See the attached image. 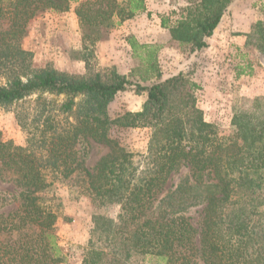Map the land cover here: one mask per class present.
<instances>
[{
  "label": "trees",
  "instance_id": "1",
  "mask_svg": "<svg viewBox=\"0 0 264 264\" xmlns=\"http://www.w3.org/2000/svg\"><path fill=\"white\" fill-rule=\"evenodd\" d=\"M232 1L188 0L161 28L169 43L200 52ZM68 3L0 0V108L15 106L25 135L20 146L0 137V183L14 188L0 191V264L63 263L58 187L94 210L80 264H264V97L235 107L229 128L219 130L198 107L191 74L161 81L158 48L134 37L126 39L137 61L128 76L114 68L88 77L36 70L23 48L28 23L66 12ZM145 11L144 0L80 3L81 45ZM244 38L245 49L264 55V11ZM127 88L145 96L140 111L111 118L108 106ZM114 126L150 130L146 169L111 139ZM90 142L108 149L93 169L85 163ZM110 206L119 208L116 219L98 213ZM193 208L201 209L196 224L186 216Z\"/></svg>",
  "mask_w": 264,
  "mask_h": 264
},
{
  "label": "rangeland",
  "instance_id": "2",
  "mask_svg": "<svg viewBox=\"0 0 264 264\" xmlns=\"http://www.w3.org/2000/svg\"><path fill=\"white\" fill-rule=\"evenodd\" d=\"M94 1L69 0L68 11L47 13L29 21L23 38V48L33 54L34 69L51 68L72 76L88 77L105 68H114L119 74L128 76L137 66V61L132 58L126 39L134 37L139 44L158 48L161 81L179 73H190L197 85L196 77L200 85L213 83V78L217 81V76L221 78L223 97H217L218 103L206 107L207 115H204L205 120L217 125L219 130L229 128L235 107H244L252 99L243 95L247 92L245 88L264 85V55L255 50H247L243 43L235 42L238 41L237 37L248 31L255 20L263 16L264 0H233L208 41L212 50L209 52L204 49L193 54L189 53L188 48H179L169 43L167 30L161 28L162 17L167 19V25H172L177 19L173 12L178 14L179 8L185 6L188 0H144L145 12L117 23L118 25L110 28L96 43L81 45L75 11L80 3ZM96 7L97 5L93 6ZM116 22L114 19L113 23ZM200 85L197 92L199 108L204 100V89ZM205 96L207 98L208 94L205 93ZM144 98V95L135 94L133 88H127L115 96L108 106V114L115 118L127 112L136 113L140 111ZM210 98H215L214 94ZM221 98L226 99V102ZM56 100L59 102L62 97H57ZM14 113L15 106L0 108V137L3 141H12L20 146L24 144L25 135L17 125ZM150 133L145 128L114 126L109 134L119 146L134 154L135 163L140 170H144L149 166L147 149ZM107 152L106 147L90 142L85 161L87 168L93 169ZM179 173L170 177L163 194L175 187ZM0 191L13 194L14 188L0 183ZM55 194L62 200V209L56 222L59 245L63 252L62 264H80L86 252L94 210L88 199L73 197V193L66 188L58 187ZM118 212L117 206L98 211L112 219H116ZM200 214V208H193L186 216L191 223L196 224L200 220Z\"/></svg>",
  "mask_w": 264,
  "mask_h": 264
},
{
  "label": "crops",
  "instance_id": "3",
  "mask_svg": "<svg viewBox=\"0 0 264 264\" xmlns=\"http://www.w3.org/2000/svg\"><path fill=\"white\" fill-rule=\"evenodd\" d=\"M249 29H250V26H249ZM249 29H248V31H249ZM248 31L245 32L243 34V36L237 37L238 41H235V42L237 44L243 43V45H244V42H245L244 35L246 33H248ZM205 50H208L209 52L212 50L209 47V43H208V47ZM200 73L201 72L199 71V74ZM216 78H217V81H215L214 78H213V83L212 82L211 83L206 82V83H204L202 85H200L199 80L197 79V77H196V80H195L205 90V92L203 90L204 100H202V106H200L201 110L204 112V115H207V112L205 111V110H207L206 107L211 106L214 103H218V101L216 100L217 97H223V92L221 91L222 87H221V83H220L221 82V78L219 76H217ZM245 90H247V92L243 93V95L248 96V97H250L252 99L255 98V97H264V85L263 84H262V86H259L257 88L256 87L255 88H251V89L245 88ZM205 93L208 94L207 98L205 96ZM212 94H214L215 98H210V95H212ZM218 99H220V98H218ZM221 99H223V98H221ZM223 100L226 102V99H223ZM218 112H216V113H218ZM221 112H223V109H221Z\"/></svg>",
  "mask_w": 264,
  "mask_h": 264
}]
</instances>
